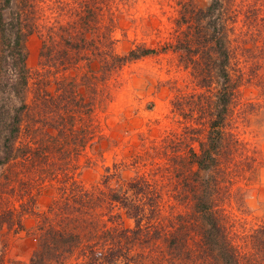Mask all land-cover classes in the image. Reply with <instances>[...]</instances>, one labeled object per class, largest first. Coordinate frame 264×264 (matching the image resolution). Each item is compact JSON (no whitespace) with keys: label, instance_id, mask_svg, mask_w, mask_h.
Returning a JSON list of instances; mask_svg holds the SVG:
<instances>
[{"label":"rangeland","instance_id":"obj_1","mask_svg":"<svg viewBox=\"0 0 264 264\" xmlns=\"http://www.w3.org/2000/svg\"><path fill=\"white\" fill-rule=\"evenodd\" d=\"M211 1H12L5 18L26 10L33 32L26 41L28 108L16 142L24 155L0 168V216L8 221L0 229V264L33 263L44 228L65 229L63 217L81 220L71 210L76 184L125 191L147 214L155 204L167 231L190 230L184 239L192 252L193 195L206 189L224 232L252 251L245 237L264 222V0H219L230 83L220 68L208 71L205 55L174 48L189 12ZM139 48L152 52L131 59L128 52ZM216 118L214 161L199 171L191 151L200 153ZM114 163L117 179L104 183ZM137 186L144 194L134 195ZM111 210L120 217L104 205L93 231L133 226L125 211ZM92 249L102 255L105 248L82 240L61 264H76Z\"/></svg>","mask_w":264,"mask_h":264},{"label":"trees","instance_id":"obj_2","mask_svg":"<svg viewBox=\"0 0 264 264\" xmlns=\"http://www.w3.org/2000/svg\"><path fill=\"white\" fill-rule=\"evenodd\" d=\"M12 1L0 0V168L19 154L24 155L19 153L20 148L16 146V142L28 108L25 101L29 73L26 64V41L33 32V25L26 10L24 13L12 12L10 19L5 18L4 11H12ZM219 5V0H212L206 8H193L189 12L191 22L187 23L185 34L178 38L174 48L183 50L190 56L205 55L204 61L206 60L208 71L220 68L226 82L229 80L230 83V56L227 47L230 40L226 26L218 23L216 10L218 8L219 11ZM138 51L130 50L129 57L138 58L152 52L148 48H139ZM199 68L200 66L196 69L201 72ZM232 92L230 85L224 88V105L230 100ZM220 120L221 118H216L210 123L207 141L200 144V153L191 151L199 171H205L213 164ZM118 167L119 165L114 163L106 168L109 175L104 183L113 175V180L117 179ZM141 176L138 181H143ZM136 184L139 185L137 182ZM141 189L142 187L137 186L134 195L142 194ZM74 190H77L73 195L76 205L72 204L71 210L78 211L81 220L75 222L72 217H63L66 222L65 229L55 226L41 229L39 250L31 264H61V259L71 253L82 240L87 242L89 247L94 245L105 249L102 255L94 249L90 250L88 255L76 264H264V222L254 227L245 237L250 239L252 249L249 253L245 252L224 232L216 211L209 202L206 189L193 195L195 234L198 237L193 252L184 239L190 230L167 231L158 216L156 217L155 204L148 205L147 211L150 213L147 214L144 213L142 204L136 203L134 198L124 193L125 191L119 193L112 186L107 194L99 188L87 189L77 184L70 189L72 192ZM64 200L70 201L67 198ZM104 205L116 220L120 215L112 214L111 209L115 207L125 211L126 216L133 219V226L123 228L114 224L105 228L104 225L102 227L105 229L93 231L92 222L104 215L100 213ZM144 217L147 218L145 223H142ZM73 221L74 223H71ZM5 223L8 225V221L0 216V229H3ZM159 242L163 244L159 245Z\"/></svg>","mask_w":264,"mask_h":264}]
</instances>
